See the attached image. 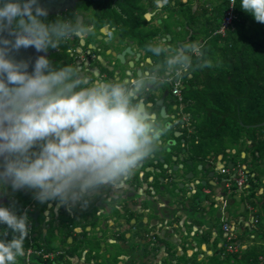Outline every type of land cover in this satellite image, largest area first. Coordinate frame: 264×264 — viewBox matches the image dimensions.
Returning a JSON list of instances; mask_svg holds the SVG:
<instances>
[{
  "label": "clouds",
  "instance_id": "9594fccd",
  "mask_svg": "<svg viewBox=\"0 0 264 264\" xmlns=\"http://www.w3.org/2000/svg\"><path fill=\"white\" fill-rule=\"evenodd\" d=\"M162 0H157L161 3ZM233 7H236L233 3ZM239 8L264 23V0H239ZM0 188L35 189L37 199L82 200L95 189H119L160 142L172 123L160 119L148 96L166 76L189 70L192 58L161 40L147 45L164 54L166 72L144 67L132 77L92 79L74 64L39 55L15 59L12 50L47 52L93 29L81 17L48 18L40 0H0ZM193 51L203 53L193 45ZM0 264H17L26 253V214L0 205ZM11 230L12 237L8 236Z\"/></svg>",
  "mask_w": 264,
  "mask_h": 264
},
{
  "label": "flooded vegetation",
  "instance_id": "af4514ba",
  "mask_svg": "<svg viewBox=\"0 0 264 264\" xmlns=\"http://www.w3.org/2000/svg\"><path fill=\"white\" fill-rule=\"evenodd\" d=\"M103 1L109 4L111 10L119 13L123 22H120L116 27L103 26L107 28L104 33L101 30L103 27L95 31L94 25L88 20L92 16L91 11L76 13V17H81L93 30L83 37H76L79 45L70 51V55L75 59V65L80 66L83 73L92 79L101 77L107 80H119L132 77L134 73L129 69L133 66L137 71L148 66H158L160 72L165 73L166 69H163L162 62L149 57L146 51L129 37V15L124 14L120 9V3L123 0ZM140 1L141 5L142 3L147 5L150 2H155V7H146L144 14L145 21L149 26L162 25L163 18H167L169 15L163 11L165 6H168L166 8L170 10L177 2H182L188 4L194 13L198 4L205 2V0L198 2L197 0H162L158 4L157 0ZM157 13L162 14V18L155 19L152 24L151 18H154ZM197 25L200 24L197 23ZM140 27L142 28V19ZM194 27L193 23H190V27L187 26L191 32L195 29ZM176 28L180 29V27ZM157 38L154 43L164 40L173 48L179 47L184 51L187 46V48L193 49L188 36L181 40H175L172 34L166 33ZM135 43L138 47H135ZM127 49H130L131 52L128 53ZM123 52L126 54L122 63L117 59V56ZM131 63L132 65H130ZM184 74L185 72L181 74L182 102H179L171 93L173 82L166 81V83L150 90L148 98L157 109L158 117L171 122L172 128L162 135L160 142L150 155L138 165L122 188L114 189L109 186H101L82 200L62 203L55 198L41 201L36 198L35 189L27 187L14 189L11 184L7 185V180L5 181L4 186L0 188V205L7 206L6 204L14 201V198L20 193L27 192L33 196L26 206L29 208L30 229L26 238L32 243L45 246V248L49 246L55 248L54 244L59 235L64 233V230H67L68 234L73 231L76 233L73 244L80 250L81 255L94 262L98 261L99 264H113L114 260L112 259H115L117 255L115 251L119 255L127 256L126 252L131 248L130 245H124L126 244L124 239L126 241L133 240V244L136 241L142 244L144 235L142 215L149 205L148 202L156 198L159 201L158 206L164 212V217L172 219L168 224H174L171 232L160 229L155 238L158 244L162 239H167V241L164 240V243L169 248L167 251L170 256L167 260H171L170 264L178 263L175 257L179 256L174 248L179 249V241L182 240V237L177 232L180 230L183 233H188L189 230L195 231V233L200 232L202 233L200 236L207 237L209 241L215 236L216 238L214 237L213 240L217 239L218 245L220 244L219 255L224 258L229 257L228 255H235L223 251L224 241L223 243L220 241L223 240V237L225 240V234L222 228L224 223H228L235 232L234 227L239 222L244 226L248 236L249 232L254 230L252 219L255 217L256 210L251 204L250 192L246 190L251 187V180L246 184L244 192H240L233 182L237 166L244 167L251 179L252 155L247 152V159L243 161L237 158L229 160L228 158L233 155H227V158L224 159V155L220 154L212 153L206 157L195 154L199 138L195 134L194 119L191 112H188L191 105L183 96L185 91ZM168 77L174 79L176 75L173 73L166 76V79ZM233 153H235L234 150ZM241 157L245 158L246 154L242 153ZM229 164L232 165L229 166ZM17 215H21V212ZM180 224H182L181 227H179ZM177 228L180 230L174 233ZM107 229L109 231L105 233ZM133 233L138 237L132 238L130 235ZM184 237L186 239L184 241L190 240L189 237L187 238L185 235ZM146 240L152 242L153 239ZM193 241L192 244L196 246L197 240L195 241L194 238ZM157 249L159 250L157 251ZM42 250L47 252L45 249ZM155 250L157 253L160 252L159 247ZM48 253L54 254L53 259L48 261L52 264L54 261L57 262L59 257L68 256L71 251L58 249ZM161 253L164 254L162 251ZM156 260H159V256ZM163 261L165 263L166 259ZM125 262V264H137L129 262L128 259ZM17 264H27L24 256L18 259ZM140 264H142V257H140Z\"/></svg>",
  "mask_w": 264,
  "mask_h": 264
},
{
  "label": "trees",
  "instance_id": "16d2710c",
  "mask_svg": "<svg viewBox=\"0 0 264 264\" xmlns=\"http://www.w3.org/2000/svg\"><path fill=\"white\" fill-rule=\"evenodd\" d=\"M140 2L123 0L120 3L121 11L129 15L128 35L149 57L161 61L163 69H166L164 54L157 56L147 50V45L154 43L159 35L170 33L177 40L188 36L190 46L200 47L203 53L192 55V49L187 46L184 50L192 58L191 67L184 74L183 96L191 105L188 112H191L194 119L195 134L199 138L195 154L203 157L212 153L220 154L224 155V159L227 155H233L228 159L237 158L243 161L247 159V152L252 155L251 187L246 190L250 192L252 198L250 201L256 210L255 217L258 223L256 229L249 232V236L245 232L246 238L252 242L248 251L241 257L228 255L226 264H264V126H259L264 122V23L257 22L241 10L239 0H236L234 7L236 18L232 27L224 36L214 35L222 24L229 2L205 0L198 4L194 13L188 4L177 2L170 16L163 19L162 25L149 26L144 14L146 7H155V2L147 5L143 3L141 5ZM90 11L92 16L88 20L94 25L95 31L108 25L116 27L123 22L119 13L111 10L109 4L103 0H81L74 10L59 16L75 18L76 13ZM56 16L58 15L48 18L54 19ZM179 23L185 24V32L182 34ZM190 23L194 25L199 23L200 27L195 28L192 33L191 29L187 28L190 27ZM176 27L180 29L177 30ZM78 45V39L73 37L58 48L49 49L47 52H50L49 57L54 64L75 65V59L70 55V51ZM242 153L246 154L245 158L241 157ZM32 198V194L20 193L14 201L6 205L17 214ZM6 227V224H0V229ZM11 237L12 232L9 229L6 238ZM25 249V262L28 249L32 251L45 249L47 252L56 250L52 246L45 248L32 243L28 238L25 241ZM33 260L39 264H50L49 260H43L35 253L29 255L30 264H33Z\"/></svg>",
  "mask_w": 264,
  "mask_h": 264
},
{
  "label": "water",
  "instance_id": "95a60500",
  "mask_svg": "<svg viewBox=\"0 0 264 264\" xmlns=\"http://www.w3.org/2000/svg\"><path fill=\"white\" fill-rule=\"evenodd\" d=\"M40 2L44 7L48 9V16H52V15H59L65 13L70 10H74L78 3V0H40ZM101 30L102 32L105 33L107 28L103 27ZM0 36H10V32L7 29H5L2 33H0ZM127 52L130 53L131 52L130 49H127ZM125 54L126 53L123 52L117 56V59H119L122 63L124 62ZM10 55L18 60L23 59L30 61L29 68L27 70L32 71V66L34 64L35 59L39 55L50 56V52H44L43 50L37 51L33 46H29L27 48L21 47L19 50H12V52H10ZM130 65H132V63ZM259 126H264V122ZM231 165L232 164H229V166ZM10 180H11L10 178L7 179V185L10 184L12 185ZM158 203L159 201L156 198H154L152 201L148 202L149 205L146 207V209L143 212L144 213L143 215L149 218L148 220L149 227H147L145 230L143 228L144 235L142 237V244H140L137 241L136 243L134 242L133 248L129 247L130 249L126 252L127 256L119 255L118 252L115 251V254H117L116 258H118L119 261H123V260L126 261V259H128L129 262L140 264V257L147 255L150 256L149 263L147 264H162L161 260L154 261V259H157V256L159 255V253H157L155 250V248L158 247L160 248V252L161 251L164 252V256H162L161 258L162 259L169 258L170 254L167 251L169 250V248L164 243V240L167 241V239L166 238L162 239V241L158 244V241L156 242L155 238L158 235L160 229H162V231L166 229L169 232H171L172 229L171 227H173L174 224L173 223H171V225L168 224L172 219H166V217H164V212L160 209ZM181 226L182 224L179 225V227ZM184 235L186 236V232L184 233ZM130 236H132V238L138 237V235L134 233L131 234ZM148 238H152L153 239L152 242H148L146 240ZM158 250L159 249H157V251ZM57 262L58 264H65L63 257H59ZM57 262L54 261L52 264H57Z\"/></svg>",
  "mask_w": 264,
  "mask_h": 264
},
{
  "label": "crops",
  "instance_id": "0c3cea01",
  "mask_svg": "<svg viewBox=\"0 0 264 264\" xmlns=\"http://www.w3.org/2000/svg\"><path fill=\"white\" fill-rule=\"evenodd\" d=\"M198 1H200V0H197V2ZM166 10L167 9H163L164 12ZM165 13H168V11H166ZM156 15H159L157 18H162V14L157 13ZM147 18H149V16H147ZM163 19H166V18H163ZM151 20H153V18H151ZM134 45H135V47H138V46H136V43ZM148 220H149V218L142 215V228H144V230L147 227H149ZM238 227L241 230L242 237L245 236L244 226L241 225V223H239V222H237L236 226L234 227L235 233H236V231L239 230ZM179 230L180 229L177 228L174 231V233L176 231H179ZM108 231L109 230L107 229L105 233H107ZM61 233H63V232H61ZM177 233L182 237V240L179 241V249L174 248V251L178 253L177 256H179V257H175V259L178 261L177 264H210V263L211 264H218L217 261L220 262L219 264H221V263L223 264V262L226 263V258H224V256L219 255L220 254L219 252H221V251H219L220 250V247H219L220 244L218 245L219 242L217 239H215V241L213 240L215 236H213L211 238V241H209L207 239V237L204 238V237L200 236L202 233L196 232L197 233L196 234L195 231L193 232L192 230L191 231L189 230V232L186 233V236H187V238L189 237L190 240L184 241V239H185L184 233L181 230H180V232H177ZM196 235H197V238H196ZM242 237L238 236L239 242L241 244V249H240L241 255L239 254V257L243 256V254L246 253V251H248V247L252 244V242L249 241L246 238V236L241 240ZM73 238H76L75 232L72 231L68 234L67 230H64V233L59 235V237L57 238V241L54 244L55 248H57L56 250L59 249L62 251L63 250H70L71 251V253H69L68 256L64 257V263L65 264H99L98 261L94 262L90 258H86V256L81 255L80 250L76 248L75 244H73ZM194 238H195V241L197 240L196 246H194V244H192L194 242L193 241ZM245 238L248 240L249 244L246 242ZM251 238H252V236H251ZM124 241L126 243L124 245H130L131 248L134 246L133 240L126 241V239H124ZM223 241H224V237H223V240L220 242L223 243ZM243 242H246L248 245L247 244L244 245ZM193 255H195L197 257V259H195L193 257ZM218 255H219V257H218ZM158 256H159V260H160V259H162L161 257L164 256V254L159 252ZM149 257L150 256H147V255L142 256V264L149 263ZM112 260H114L113 264H125L126 263L125 260L119 261L118 258H115ZM154 261H156V259ZM214 261H215V263H214ZM150 262H151V260H150ZM163 264H166V263H164V261H163Z\"/></svg>",
  "mask_w": 264,
  "mask_h": 264
},
{
  "label": "built area",
  "instance_id": "2783aa9c",
  "mask_svg": "<svg viewBox=\"0 0 264 264\" xmlns=\"http://www.w3.org/2000/svg\"><path fill=\"white\" fill-rule=\"evenodd\" d=\"M227 1L229 2V8L225 12L220 28L214 32V35L221 34L222 36H224L226 31L232 27L233 22L236 18L235 13H234V7H233V3H235L236 0H227ZM196 48L200 50V47L196 46ZM191 54L195 56L199 55L197 54V52L193 51V49L191 50ZM181 76L182 75L176 76L174 79L173 77H168L166 79V81L168 82H173L171 93L178 99L179 102H182V93H181L182 78ZM249 180H250V175L245 170V168L242 166H237V168L235 169L234 176H233V182L236 188L240 192H244L246 184L249 182ZM28 209H29L28 207H24L21 211V214H26L28 217ZM257 223H258V219L256 217H253L252 224H253L254 229H256ZM222 229L225 234L224 249L226 253L239 255L241 253L240 252L241 244L239 242L238 236L236 235L235 232H233V230L231 229V226L228 223H224ZM32 253H35L37 256L42 257L43 260L53 259L54 257V254L45 252L44 250L32 251L31 249H29L26 254L27 264H30L29 255Z\"/></svg>",
  "mask_w": 264,
  "mask_h": 264
},
{
  "label": "rangeland",
  "instance_id": "374dc122",
  "mask_svg": "<svg viewBox=\"0 0 264 264\" xmlns=\"http://www.w3.org/2000/svg\"><path fill=\"white\" fill-rule=\"evenodd\" d=\"M207 5H208V3H207ZM165 7H168V6H165ZM172 8H173V7H172ZM172 8H171L170 10L167 9L166 11H169V14H171ZM190 8H191V7H190ZM209 8H211V5H210ZM147 16H149V15H147ZM158 16H159V15H156V16L153 18V22H152V24H154V20H155ZM169 16H170V15H169ZM164 17H166V16L164 15ZM171 22L173 23V20H172ZM157 24H158V23H157ZM179 25L182 27V29H181V30H182V31H181V34H182V33L185 32V30H184V28H185V27H184L185 24H184V23H182V24L179 23ZM153 26H154V25H153ZM199 27H200V25H197V24H196L194 28H199ZM173 36H174V35H173ZM176 36H177V35H176ZM202 37H203V36H202ZM157 39H159V38H157ZM175 40H177V39L175 38ZM157 41H158V40H157ZM238 229H239V230L236 231V235L242 237V235H241V230H240L239 227H238ZM243 238H244V236L241 238V240H242ZM245 240H246V242L249 244V242H248V240H247L246 238H245ZM246 242H243V244H244V245L247 244ZM248 244H247V245H248ZM223 251L226 252L224 248H223ZM193 257H194L195 259H197V257H196L195 255H193ZM170 262H171V260H167V259H166V262H165V263H166V264H170ZM214 263H215V261H214ZM217 263L219 264L220 262L217 261ZM33 264H39V263H37L35 260H33ZM210 264H211V263H210ZM221 264H222V263H221ZM223 264H226V263L223 262Z\"/></svg>",
  "mask_w": 264,
  "mask_h": 264
}]
</instances>
